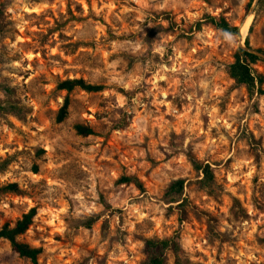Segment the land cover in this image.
Wrapping results in <instances>:
<instances>
[{
	"label": "rangeland",
	"instance_id": "rangeland-1",
	"mask_svg": "<svg viewBox=\"0 0 264 264\" xmlns=\"http://www.w3.org/2000/svg\"><path fill=\"white\" fill-rule=\"evenodd\" d=\"M255 1L0 0V84L24 106L0 112V229L36 207L19 240L42 264H145L148 240L177 233L191 264H264V96L227 73L249 33L206 21L239 27ZM250 42L264 50V7ZM254 69L264 76V59ZM67 79L103 90L75 89L58 123ZM187 155L212 166L222 197ZM178 178L183 209L164 197ZM12 183L19 193L1 191ZM0 264L32 263L1 240Z\"/></svg>",
	"mask_w": 264,
	"mask_h": 264
},
{
	"label": "trees",
	"instance_id": "trees-1",
	"mask_svg": "<svg viewBox=\"0 0 264 264\" xmlns=\"http://www.w3.org/2000/svg\"><path fill=\"white\" fill-rule=\"evenodd\" d=\"M263 7L264 0H260L258 11L256 13L254 22L250 27L249 35L247 36L245 42V47L247 49L254 50L262 54H264V50L254 48L251 45L250 38L259 12ZM4 10L5 7L0 5V19ZM206 21L212 24L217 30H220L223 35L238 34V27L231 25L223 17L217 19L213 16H206ZM262 60V58L250 53L246 49L239 48L234 55V61L227 66L228 75L236 82L237 85L244 86L250 96H264V76L258 74L254 69L255 66L258 65ZM57 88L58 90L65 91L68 94L64 100L63 106L58 112L56 119L58 123H62L67 119L71 105L69 94L75 89L79 88L90 93H96L103 90V86L87 83L83 79H67L61 81L59 82ZM0 90L5 96V100L0 104V112L21 116L24 111V106L20 105L16 100L14 90L5 83L0 84ZM75 129L79 135L84 137L95 134L91 127L81 124H77ZM187 160L192 168L198 174L202 175V178L199 181L201 190L216 198H220L225 194L223 187L217 183L214 170L210 164H202L190 155H187ZM36 173H38L37 168ZM134 181H136L135 183L138 185L139 189L142 190L143 186L140 184V182H138V180L132 177L123 178V183H132ZM184 190V179L178 178L172 180L168 185L164 196L167 204H175L182 201L177 207L179 209H183L186 201V199L183 198ZM1 191L5 193H19L20 188L17 183H12L2 188ZM37 215L38 209L34 207L25 213L19 220H17L15 224L12 225L10 223H6L0 229V241L7 240L11 244L13 251L18 256L28 259L32 264H42L40 262V257L43 254V248L34 247L24 243L19 240V237L27 233L31 226L34 225ZM146 245L149 250L155 253V255L145 264H164L166 260V252H172L175 255L176 264H191V260L186 256L184 251L181 235L179 233L169 239L148 240Z\"/></svg>",
	"mask_w": 264,
	"mask_h": 264
},
{
	"label": "water",
	"instance_id": "water-1",
	"mask_svg": "<svg viewBox=\"0 0 264 264\" xmlns=\"http://www.w3.org/2000/svg\"><path fill=\"white\" fill-rule=\"evenodd\" d=\"M259 2H260V0H256V1L254 2L253 9H252L253 11H252L251 15L247 16V17L245 18V20H243V22L241 23V25L238 27V35H239L240 39H242V35H241V30H242V28L244 27V25H245L247 19L250 18V17L254 14V9L258 6ZM248 33H249V32H248ZM241 48L246 49V50L249 51L250 53H253V54L259 56L260 58L264 59V54H262V53H259V52L254 51V50L247 49L245 46H244V47H241Z\"/></svg>",
	"mask_w": 264,
	"mask_h": 264
},
{
	"label": "bare ground",
	"instance_id": "bare-ground-1",
	"mask_svg": "<svg viewBox=\"0 0 264 264\" xmlns=\"http://www.w3.org/2000/svg\"><path fill=\"white\" fill-rule=\"evenodd\" d=\"M250 23H251V17L247 19L244 27L241 30V35H242L243 39H245L246 35L248 34Z\"/></svg>",
	"mask_w": 264,
	"mask_h": 264
}]
</instances>
